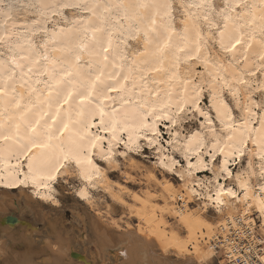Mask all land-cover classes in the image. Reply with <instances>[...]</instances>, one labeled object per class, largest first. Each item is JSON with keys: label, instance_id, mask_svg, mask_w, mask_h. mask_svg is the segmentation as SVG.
<instances>
[{"label": "bare ground", "instance_id": "bare-ground-1", "mask_svg": "<svg viewBox=\"0 0 264 264\" xmlns=\"http://www.w3.org/2000/svg\"><path fill=\"white\" fill-rule=\"evenodd\" d=\"M100 2L118 3L120 0ZM123 2L133 3L134 0ZM156 2L163 3L164 0ZM238 2L207 0L213 5L207 8L196 6L202 0H167L171 5L170 15L157 17L155 25L150 22V11L143 10L135 20L120 21L112 29V43L107 52L102 51V46L108 47L103 36L97 34L93 38L90 31L86 35L80 31L84 26L82 21L90 16L83 10H71L67 15L63 9L58 13L59 17L49 15L46 20L34 10H27L15 15L14 28L11 24L8 26L13 35L6 36L0 28V36L7 39V43L0 40V60H9L15 55L22 65L15 67L16 91L13 94L20 109L14 107L12 96L0 103V131L7 135L9 130L15 132L19 125V135L13 142H0L3 149L0 152V186L7 189L0 190V264H85L82 259H73L68 248L81 251L84 258L102 261L107 251L121 249L123 244H128L129 248H123L127 260L122 264H157L152 255L156 241L163 250L171 248L181 255L208 244L205 253L208 262H213V248L217 247L228 255L230 264H235L238 257H245L251 243L256 246L254 264H264V245L259 246L264 244V210L260 204L264 200V64L259 59L261 46L254 43L248 49L247 45H237L227 52L221 47L220 32L224 30L221 9L225 3ZM242 11L245 10L237 8L233 16ZM30 12L33 15H28ZM205 15L208 20L204 19ZM165 29L170 39H164ZM231 30L230 23L224 31L230 33ZM250 31V28L244 29L246 35ZM259 39L257 32L256 40ZM158 43H167L162 53L157 52ZM223 43L228 44L227 35ZM245 55L247 61L243 59ZM76 56L80 59L76 60ZM158 60L162 63H157ZM154 68L161 70L157 72L152 70ZM101 71L103 84L91 97L92 102L81 106L77 93L89 88L90 80ZM239 78L246 80L247 85L238 84ZM108 88L116 90L108 91ZM68 91L73 98L64 103ZM257 93L261 100L255 98ZM254 104H261V107L257 109ZM187 111L201 121L196 129L184 132L181 121ZM37 120L39 125L35 123ZM68 121H71L72 131L61 135L59 129ZM113 123L115 138L111 130ZM32 126L37 128L36 133L31 131ZM105 127L109 130L105 131ZM77 132L93 139L98 137L97 147L88 149L87 140L81 141L80 136L75 135ZM49 134L54 137L52 149L25 151L29 139H46ZM241 141L246 143L241 144ZM82 143L94 167L81 168L74 161L63 162L64 167L54 173L56 178L46 180L41 170L42 161L53 151L58 153L62 148L67 153ZM143 145L154 149L158 162L165 168L172 169L180 162L174 157L178 153L185 159L183 170L187 180L180 189L184 192H180L171 183L159 181L152 175L151 179L163 186L164 203L161 205L157 203L159 200L151 185L143 195L132 196L131 212L138 218L143 232L129 230L125 234H113L102 227V221L97 224L95 219L85 215L86 211L83 213L78 209L73 213L76 222L68 223L62 212L46 210L43 204L44 207L34 200L38 198L56 204L55 182L72 169L82 182L76 190L78 195L91 203L90 188L107 189L110 184L96 158L107 156V161L112 162L118 152L124 154ZM120 147L123 151H119ZM165 148L171 152L166 153ZM237 149L243 155H237ZM207 169L211 176H199V172ZM16 187L18 191L16 196L13 195L17 205L14 206L11 189ZM229 189L237 195L228 196ZM222 190L225 193L221 196L223 203H218L217 193ZM188 191L200 196L203 211L208 206L215 210L214 221L180 203ZM108 192L113 199L126 202L121 189L114 193L109 186ZM8 211L22 222L21 230L9 227L3 221ZM26 212L38 213L42 224L37 227L35 220L27 219ZM170 213L186 232L184 238L168 227L167 215ZM256 218L261 222L259 228H256ZM30 229L35 230L28 236L25 232ZM88 230L92 234L90 242L83 237ZM146 230L148 233H144ZM193 261L197 260L190 257L169 264H193Z\"/></svg>", "mask_w": 264, "mask_h": 264}, {"label": "snow or ice", "instance_id": "snow-or-ice-1", "mask_svg": "<svg viewBox=\"0 0 264 264\" xmlns=\"http://www.w3.org/2000/svg\"><path fill=\"white\" fill-rule=\"evenodd\" d=\"M197 7H207L212 8L213 5L207 3V0H202V3L196 5ZM171 5L167 3V0H164L163 3L156 2V0H134L133 3H124L123 0H120L118 3H101L100 0H55V2H51V0H0V28L3 29L6 36H11L13 33L8 31V26L14 28L15 22L14 17L19 12H24L27 10H34L35 14L45 20L49 15H57L63 9H74V10H83L90 14L88 20L82 21L83 27L80 28V31L84 32L85 35L90 31L93 34V38L97 34H100L105 38V41L108 47L102 46V51L107 52L108 49L111 47L112 38H113V31L114 29L122 20H135L138 18V13L143 10L144 12L150 11V22L152 25H155L156 18L160 17L161 15L167 16L170 15L168 9H170ZM244 9L245 11L240 12L238 15L233 16V13L236 12V9ZM114 13V14H113ZM223 22H224V30L229 28V24H232V30L230 33H226V31L221 30L220 35L222 38L221 47L224 50L231 51L235 49L237 45H247L248 49L253 47L254 43H259L261 46V51L259 54V59L264 64V0H239L238 3H225L223 8L220 12ZM205 20H208V16H204ZM243 20L244 23H240ZM39 27V25H36ZM245 28H250L251 31L246 35L244 32ZM137 33L141 31L138 27L136 29ZM259 33L260 39L256 40V34ZM145 37H147L148 32L145 31ZM227 35L228 37V44L223 43V38ZM6 36H0V40L5 41L7 43ZM197 36L199 33L197 32ZM164 39H170L168 35V30L165 29L164 31ZM146 43L148 41L146 40ZM83 47V45H81ZM167 47V43L160 45L158 43L157 52L162 53L164 49ZM181 51H184L181 49ZM197 52L199 49L196 50ZM45 60H48V57H44ZM80 57L76 56V60H79ZM107 60V56L104 57ZM245 61H247L248 56L245 55L243 57ZM54 63V62H50ZM157 63H162V61H157ZM14 66V67H10ZM15 67H22L20 65L17 57L15 55H11L9 60H0V103L5 102L10 96L13 97L14 107L19 110L21 105L18 101H15L14 93L16 91L15 84H16V72ZM154 71H160V68L152 69ZM31 71V68H29ZM254 75V73H252ZM103 72L101 71L98 75L95 76L94 79L90 80V87L87 88L83 93H77L80 98L81 106L86 104H90L91 97L97 94L98 88L103 84L102 80ZM173 77H170L172 79ZM60 83V81H57ZM117 83L119 81L117 80ZM237 83L240 85H247V81L243 78H239ZM264 87V86H262ZM116 89L108 88V91H114ZM248 89H246L247 91ZM260 90V89H258ZM235 95V93H233ZM264 95V92H262ZM73 98V94L68 91L65 93L64 103H68L69 100ZM105 98H107L105 96ZM254 107L259 109L261 104H254ZM101 117H103L104 113H100ZM251 115V113H250ZM36 125L40 124V121L37 120ZM71 121L65 122L61 129H59L60 134L63 135L64 132H71L72 129L70 128ZM103 124V120H102ZM87 128V125H84ZM105 131L109 129L105 127ZM113 138H115V125L113 123L112 127ZM31 131L33 133L37 132V128L32 126ZM19 135V125L16 126L15 132L9 130V134H4L3 131H0V142L4 144H9L13 142L15 138ZM76 136H80L81 141L87 140V148L92 149L97 147V140L98 137L93 139L87 135L81 136L79 132L75 133ZM54 137L52 135H47L46 139H41L36 137L34 139H29L28 143L24 146L26 152H31L33 149L37 151H46L53 148L52 141ZM131 140V137H129ZM246 143V141H241V144ZM3 149L0 148V152ZM109 151L111 149L109 148ZM223 151V150H221ZM237 155H243L239 149L236 152ZM105 159L108 157L105 156ZM74 161L75 164L79 165L81 168H84L86 165L94 167L92 164V160L89 155H87L85 151V146L83 143L76 147L75 149H70L67 153L61 148L57 151H53L51 155L47 156L42 161L41 170L45 176L46 180H54L56 176L54 173L60 171L61 168L64 167L63 162H72ZM31 171V165H30ZM87 175V173H84ZM230 174V173H229ZM262 175H264V169H262ZM91 178L90 176L88 177ZM43 183V181H41ZM47 186L46 184L44 185ZM225 193L223 190L217 193V202L223 203L221 200V196ZM226 194L228 196L235 197L237 195L236 192L232 190H227ZM246 195V194H245ZM261 208L264 210V200L260 201Z\"/></svg>", "mask_w": 264, "mask_h": 264}, {"label": "rangeland", "instance_id": "rangeland-1", "mask_svg": "<svg viewBox=\"0 0 264 264\" xmlns=\"http://www.w3.org/2000/svg\"><path fill=\"white\" fill-rule=\"evenodd\" d=\"M7 2V0H6ZM74 11V9H64V12L68 14L70 11ZM33 15V13H28V15ZM59 17L58 15H54V17ZM62 16V15H61ZM255 98L261 100L260 95L254 94ZM231 101V99L228 97ZM207 101V99H206ZM201 119L192 115L191 112H186L184 115L181 124L184 126V132L189 130H194L199 127ZM163 130V129H162ZM119 151H123V148L120 147ZM164 151L169 153L171 151L168 148H165ZM117 158L112 162H108L105 158H96L101 169L104 171L106 175L107 182L114 193L118 192L119 189L122 190L123 197L126 202L119 201L108 192L107 189H103L101 187H91V203H86L81 196L78 195L77 189L82 185L80 177H78L74 170L70 169L64 172L61 177L55 182L57 191L55 192V201L56 204L51 202L43 201L41 199L36 198L39 203L43 204L42 206L46 210H50L52 212H62L66 218V222L70 223L75 221L73 219V213L75 210H80L85 213L86 216H91V218L99 224V220L103 222L104 228H108L113 234H125L128 233L129 230L133 232H143L141 227L139 226L138 218L131 212V203L134 202L133 195H143L147 190L148 186L151 185V190L153 194L156 196V199L159 201L158 204H163V196H162V188L163 186L156 184V181L151 179L152 175H155L159 181L164 183H171L177 191H181L180 189L185 185L186 179L184 178V166L186 164L185 159L181 157L178 153L174 154V157L177 160H180L179 163L170 169L161 166L158 162V156L154 149L150 148L148 145H143L142 148L137 150H129L124 154L118 152L116 154ZM195 161V158L192 160ZM238 162V159L235 161ZM245 163V162H244ZM199 176H211L210 171L204 170L199 172ZM24 187L25 192L31 196L29 189ZM0 190H7L0 186ZM9 190V189H8ZM18 191V188L11 189V195H15ZM29 192V193H28ZM13 195V197H14ZM32 197V196H31ZM16 198V197H14ZM33 198V197H32ZM35 199V198H34ZM180 203H184L190 211L203 213L204 217L209 221H214L216 219L215 210L208 206L206 211H203V201L200 199V196L196 195L192 191H188L185 193L183 200ZM80 208V209H79ZM74 209V210H73ZM61 210V211H60ZM29 213V214H28ZM27 219L30 218L29 221L34 222L35 224L40 226L42 224L41 220L38 218V213L35 212H26L25 213ZM32 219V220H31ZM73 220V221H72ZM168 227L172 230L178 232L181 238L186 236V232L180 226L179 221L170 213L167 215ZM257 225L259 228L260 219L256 218ZM76 222V221H75ZM131 225V226H130ZM128 229V230H127ZM128 231V232H127ZM124 232V233H123ZM88 233V235H87ZM144 233H148V231H144ZM90 242V238H92V234L89 233V230L83 234V237ZM88 237V238H87ZM89 246L92 243H88ZM161 244L156 241V244L152 246L153 256L157 260V264H169L175 262H182L192 257L197 261L193 264H230L228 255H226L220 248H213L214 259L213 262H208L205 253L209 249L208 244H203L200 249H197L194 252H190L189 254L181 255L178 254L173 249L163 250L161 248ZM155 253V254H154ZM75 259V258H73ZM226 260V261H225Z\"/></svg>", "mask_w": 264, "mask_h": 264}, {"label": "water", "instance_id": "water-1", "mask_svg": "<svg viewBox=\"0 0 264 264\" xmlns=\"http://www.w3.org/2000/svg\"><path fill=\"white\" fill-rule=\"evenodd\" d=\"M12 200L14 202V206H16L17 205L16 204L17 198H14L13 197ZM34 200L38 202V200H36V199H34ZM39 204H41V203H39ZM59 213H61V212H59ZM3 221L9 227H12V228H15L16 227L15 229L21 230L20 229L21 228L20 226H21L22 222L19 221L18 220V217L13 212H11V211H8L4 215ZM37 227H39V226L37 225ZM34 230L35 229L26 230L27 232H25V234L29 236L30 235V232H32ZM128 246H129L128 244H123L120 247L121 249H115V248H113L112 250L107 251L106 252V255H105V257L103 258L102 261H95L91 257L84 258L83 255H82V253H81V251L75 250L73 248H68V252H69V255L72 258L82 259V262H84L85 264H115V261H118L119 262L118 264H122V263H124L127 260V257H126L127 256V252H125V250L123 248H129Z\"/></svg>", "mask_w": 264, "mask_h": 264}, {"label": "built area", "instance_id": "built-area-1", "mask_svg": "<svg viewBox=\"0 0 264 264\" xmlns=\"http://www.w3.org/2000/svg\"><path fill=\"white\" fill-rule=\"evenodd\" d=\"M243 243H246L243 242ZM264 245V244H259V246ZM254 244H248V248H247V253L245 257H238L235 261V264H254L255 261L257 260V256H256V250H255Z\"/></svg>", "mask_w": 264, "mask_h": 264}]
</instances>
